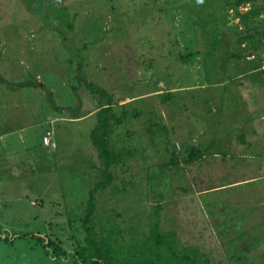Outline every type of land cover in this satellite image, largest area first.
<instances>
[{"label":"rangeland","instance_id":"1","mask_svg":"<svg viewBox=\"0 0 264 264\" xmlns=\"http://www.w3.org/2000/svg\"><path fill=\"white\" fill-rule=\"evenodd\" d=\"M162 2L0 0V264H69L10 235L55 236L67 253L82 238L99 168L89 132L103 104L83 83L126 112L111 142L134 153L96 196V219L128 237L157 208L161 230L212 263L264 264V135L245 148L264 117V51L237 46L242 26L222 4L198 16L187 0ZM149 119L165 126L167 145L148 141ZM190 149L196 162L157 176L170 152L181 161Z\"/></svg>","mask_w":264,"mask_h":264},{"label":"trees","instance_id":"2","mask_svg":"<svg viewBox=\"0 0 264 264\" xmlns=\"http://www.w3.org/2000/svg\"><path fill=\"white\" fill-rule=\"evenodd\" d=\"M167 2L168 0H163L161 4ZM212 3L222 4L224 9L233 13L234 17L238 19L242 30L238 35L236 34L237 46L249 50L248 54L253 57H257L259 52L264 51V34L260 30L261 17L264 16V0H187L186 6L191 13L196 12L195 14L199 16ZM206 15L207 18L212 16L209 13ZM214 24L211 20V25L214 26ZM68 25L66 28L70 30ZM215 38L216 33L213 34L212 44L216 43ZM231 57L236 60L239 58L238 56ZM178 61H182L181 55H178ZM79 66L80 63L77 61L76 67L79 68ZM261 74L259 72V75ZM31 86L35 87V84ZM83 87L91 97L103 104H100L94 111L96 124L89 132V142L94 150L99 168L96 180L88 190L83 204V217L79 221L78 228V233L82 234L81 240L73 236L72 251L67 253L60 247V241L55 236L44 239L38 236L30 238L29 233H24L23 235H10V238L5 239L10 240L12 237L19 241L33 239L41 245V250L45 252V255L58 261H67L69 264H216L209 261L198 248L181 246L172 232L162 231L156 219L157 208L153 209L154 220L148 224V228L146 230L132 229L128 237H124L114 225H108V223L96 219V196L115 187L114 183L118 180L116 172L123 173V168L131 161L134 153L129 150L116 149L111 142V135L125 119L126 112L122 111L116 115L113 112L111 97L102 89L90 83H83ZM132 116H135V113H132ZM144 132L150 143L153 144L157 140L158 144L167 145V142H163L167 131L165 126L160 123L147 120ZM45 135L46 133L40 137L41 145ZM240 142L242 141L240 140ZM170 154L172 156L170 161L158 167V177L162 176V171L165 168L176 169L181 165L187 166L196 162L201 151L190 149L186 158L181 161L175 159L172 152ZM149 174H147V180L153 179L155 173ZM121 186L123 187L122 183ZM66 224L70 227L71 222L67 220ZM104 224L109 226V229Z\"/></svg>","mask_w":264,"mask_h":264},{"label":"crops","instance_id":"3","mask_svg":"<svg viewBox=\"0 0 264 264\" xmlns=\"http://www.w3.org/2000/svg\"><path fill=\"white\" fill-rule=\"evenodd\" d=\"M256 103H257V101H256ZM263 120H264V117H260L257 120L260 123V125H261V126H258L259 127V130L258 131H256L254 129L255 127L249 128L248 135H249V137H252V139L250 141H248L249 143L247 142V144L245 145L246 150H249V148L252 145H254V144H255L254 149L257 147L256 144L259 142V139H257V138H259V134L260 133H262L261 137H263V135H264V129H263V125L261 124V122H263ZM0 140H1V136H0ZM241 141L244 142V140H241ZM245 142H246V140H245ZM244 144H241V145H244Z\"/></svg>","mask_w":264,"mask_h":264},{"label":"built area","instance_id":"4","mask_svg":"<svg viewBox=\"0 0 264 264\" xmlns=\"http://www.w3.org/2000/svg\"><path fill=\"white\" fill-rule=\"evenodd\" d=\"M48 138H47V134L42 138V144L44 145V146H47L48 145Z\"/></svg>","mask_w":264,"mask_h":264}]
</instances>
